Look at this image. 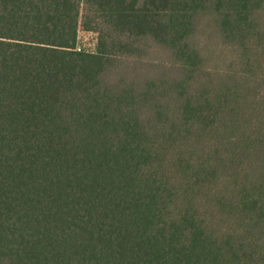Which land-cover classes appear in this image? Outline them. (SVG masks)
I'll return each instance as SVG.
<instances>
[{
	"label": "trees",
	"instance_id": "obj_1",
	"mask_svg": "<svg viewBox=\"0 0 264 264\" xmlns=\"http://www.w3.org/2000/svg\"><path fill=\"white\" fill-rule=\"evenodd\" d=\"M0 264H264V0H0Z\"/></svg>",
	"mask_w": 264,
	"mask_h": 264
},
{
	"label": "rangeland",
	"instance_id": "obj_2",
	"mask_svg": "<svg viewBox=\"0 0 264 264\" xmlns=\"http://www.w3.org/2000/svg\"><path fill=\"white\" fill-rule=\"evenodd\" d=\"M79 39H81L82 43H84L85 45H88L89 43H91L93 39V34L82 32L79 34Z\"/></svg>",
	"mask_w": 264,
	"mask_h": 264
}]
</instances>
